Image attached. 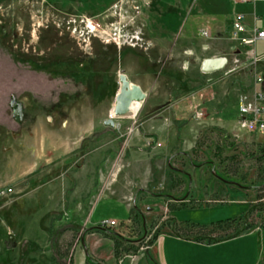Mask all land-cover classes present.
I'll return each instance as SVG.
<instances>
[{
  "label": "rangeland",
  "instance_id": "374dc122",
  "mask_svg": "<svg viewBox=\"0 0 264 264\" xmlns=\"http://www.w3.org/2000/svg\"><path fill=\"white\" fill-rule=\"evenodd\" d=\"M52 1L0 0V191L11 187L0 193L3 241L19 243L29 257L27 263L33 258L36 264L40 258L43 264L50 257L52 264H73V260L84 264L80 262L84 246L85 256L95 260L96 248H107L97 246L93 230L86 231L99 224L127 238L116 254L108 235L116 259L143 251L138 264H147V258L150 264L148 247L160 232L191 233L197 227L189 224L199 223L208 225L206 230L214 237L254 229L255 252L259 264H264V208H253L238 221L212 225L264 201V171L259 172L261 161L255 155L258 144L252 138L237 142L235 136H225L222 128L203 120L214 113L212 107L190 109L187 103L199 92L204 100L213 96L216 106L223 103L226 80L222 77L229 62L209 74L217 86L206 94L205 86L198 89L210 80L206 72L200 75L198 64L185 62L187 55L177 54L175 44L166 48L167 43L152 41V33L138 18L140 10L132 9V0H118L101 10H84L86 4L74 9L68 6L70 0ZM161 19L154 14L152 24L157 26ZM174 22L171 26L177 28L180 19ZM243 50L241 61L231 69L246 71L256 80L260 60H252L250 48ZM120 71L146 92L134 115L112 112ZM177 82L184 87L168 98L185 115L194 111L198 117L182 125L180 136L194 142L189 150L195 163L212 159L213 167L210 162L193 165L183 155L166 152L165 138L143 131L145 118L163 108L150 105L154 99L162 100L166 89L161 85ZM258 89L241 93L254 99ZM11 95L24 106L20 123L11 113ZM234 103L228 105L231 114ZM238 113L240 119L239 108ZM108 117L114 125L104 123ZM239 119V127L264 137L256 128L241 126ZM234 121L229 117L230 131L246 137ZM138 129L142 132L135 136ZM174 142L179 145L181 139ZM170 156L188 171V178L170 168L166 161ZM141 188L135 202L144 224L139 217H130L132 225H128L129 207L117 195L129 192L133 206V194ZM181 196L183 202L174 198ZM112 218L115 222L101 223ZM242 239L216 244L207 255L202 251L193 257H208L210 264H249L253 255L241 252L249 244ZM203 260L198 264H206Z\"/></svg>",
  "mask_w": 264,
  "mask_h": 264
},
{
  "label": "crops",
  "instance_id": "0c3cea01",
  "mask_svg": "<svg viewBox=\"0 0 264 264\" xmlns=\"http://www.w3.org/2000/svg\"><path fill=\"white\" fill-rule=\"evenodd\" d=\"M44 1H46L47 3H54V1L52 0ZM116 2H118V0H70V5L68 6L77 9L81 5L86 4L88 6L87 8H84V10H101L109 8L110 5H113ZM94 4L98 6H93ZM132 9H135V11L140 10V16L138 18H140L141 24H144V26H146L145 28L152 33V41L167 43L166 48L171 47V45L175 44L174 46L179 49V51H177V54L187 55L188 58L183 59L185 62L188 59V62L190 61V65L198 64L199 74L200 72H202V70L200 69V64L204 57L212 55L227 56L229 62L227 67H229V71L226 70L225 75L222 74L225 76L222 78H225L224 80L226 81H223L225 83V85H223L224 102L220 104L221 106L217 105L220 106L219 108L216 106V100H213V96L208 97L205 100L202 99V95L200 94V92L198 93V95L192 94L193 97L189 98V101H187V103L190 105V109L194 107L197 108V106H207V108L212 107L211 110L214 113H212V115L210 114V118H204L203 120L204 122H210V125L213 127L222 128L221 130H223L225 136L231 134L232 136L238 138L237 142H244V140H247L248 138L257 140L256 142L255 140H252L254 144L264 142V137H257L256 135H254V132H248L246 129L239 127V113L237 108L239 95L242 91L252 94L256 88H261L264 90V76L260 74V71L261 73H264V37L256 38L254 44L249 45L240 43L239 40L233 39L231 36L232 23L235 14L238 12L244 13V23L246 26V30L242 33L243 35H250L254 27H257L258 29H264V0H132ZM154 14H158V16L162 18L157 26L152 24ZM259 15H261L262 18L258 17ZM177 18L180 19V22L179 24H176L177 28H174L171 25L172 23H175L174 21H176ZM202 28H207L210 32V35L205 36L200 34L199 31ZM153 31L157 34L154 35ZM233 43H236L235 46L238 50H235L236 47L233 48ZM246 47H248V49H251L253 47L255 54L259 55L261 58L257 64V67L259 69V73L257 75L262 76L261 81H257L255 79H252V77L247 76L246 71H243V74L241 70H238V68L231 69L241 61L244 53L243 49ZM170 50L172 49H169V51ZM228 51L230 52L229 55ZM212 72L213 71L206 72L207 77L210 78V80H208V82L206 83L200 84L198 88L202 90V86H205L204 92L206 94L208 89H215V87L217 86V83H212L210 77L211 75H209ZM189 83L190 81L186 84H188L189 86ZM184 85L183 83L181 84L179 82L173 83L172 85L168 86H166L165 83L164 85H161L163 87L162 89H166L165 94L162 96V100L159 101V99H154V101L150 105L153 106L160 104L163 106V108L157 109L158 111L154 112L151 116L148 117V119L145 118L143 122L145 123V125L143 124V131L149 135H153L154 137L157 136L162 139L165 138L164 143L167 144L166 152L169 151L168 153L170 154L178 153L180 155H183L184 157H186L185 159H188L190 161L191 164L197 165L198 162H192L193 160L189 150L190 147L194 145V142H191L190 139H183L180 136V129L182 125L187 126L191 123L192 120L198 117H196L194 111H191L189 115H185L180 107H175L174 103H172L171 98H168L171 97L174 92H179L180 90H182ZM141 87L143 88V86ZM232 91H236L235 96L230 97ZM211 95H213V93ZM231 100L235 102L234 104L236 105V108L232 114L230 113V107L228 106ZM178 104L179 103H177L176 105ZM164 107L167 109V113H163ZM168 110H170V113L168 112ZM262 114L264 115V111L262 112ZM229 117L235 119L234 125L237 129L244 130L246 132L245 134L247 135L246 137L240 136L232 130L230 131V129L228 128ZM182 119H184V121H177ZM173 122L176 123V126H174ZM137 132L134 133L135 136L142 132V130L140 131L138 129ZM177 137L181 139L179 145L175 144L174 142V139ZM239 139L242 141H239ZM163 144L160 140L159 145ZM194 146L192 148H194ZM166 161L167 164H169V158ZM172 165L186 171V177L188 178L189 174L185 168L175 165L173 162ZM129 191L131 192V190ZM134 195H136V192H134L133 196ZM117 197L121 200H124L129 207V215L126 222H129L128 225H132V222L130 220L132 208V199H130V193L122 192V194L117 195ZM254 231V229L243 231L235 236L216 241L197 240L194 238L180 236L175 232H160L148 248L153 259H155L158 264H198L200 262L204 263L203 259H205L206 264H210V260L208 259V257L202 258L198 256L200 258H194L193 254L202 255L203 251V255H207V251L209 250V248L215 246L216 244L231 242L232 240H235L237 238H240L241 240H243L242 238H245L246 242L249 244L245 245L244 248H242L241 252H249L253 255V258L251 259V262H249V264H259L260 258H258V255H256V245L252 237ZM8 233L10 234V237L13 236L10 231ZM90 233L94 234L93 236L96 235L94 242L98 244L97 246L103 244L105 247H107L106 249H104V247L102 249L101 246L96 248L94 254L96 255V258H98L97 261L100 264H138V259L141 257L142 253L144 254V252L142 251L137 252L133 255V257L132 255H130L116 259L112 251V241L110 238H108L109 234L105 232L103 233V231L98 230H93ZM2 238V231L0 229V264H26V257L28 256L27 253H24L21 245L17 242L6 243ZM105 240H108V243H106ZM83 246L84 244L82 245V247ZM80 253L82 254L80 262L89 264L86 261V252L84 251V247ZM30 259L31 260L27 264H35V260L33 258ZM36 260V264H42L40 258H36ZM43 260L46 261L47 259L45 258ZM105 260H107V262L109 263L104 262ZM146 263L148 264V258ZM43 264H52L50 257L49 262L47 260V262Z\"/></svg>",
  "mask_w": 264,
  "mask_h": 264
},
{
  "label": "built area",
  "instance_id": "2783aa9c",
  "mask_svg": "<svg viewBox=\"0 0 264 264\" xmlns=\"http://www.w3.org/2000/svg\"><path fill=\"white\" fill-rule=\"evenodd\" d=\"M247 1V0H242ZM246 30L244 23V13L238 12L235 14L231 36L233 39L239 40L240 43L253 45L256 38L264 37V29H258L254 27L250 35H243L242 33ZM200 32L203 35H208L210 32L207 28H202ZM251 57L254 62L260 60V56L255 54L254 48L250 49ZM257 81H261V75L256 77ZM240 119L239 123L241 126H246L248 128H256L260 132L264 133V117L260 114L264 111V90L259 88L254 99H248L246 94L241 93L239 95V104H238ZM251 112V113H250ZM6 191H11V187H7L6 190L2 189L0 193H5ZM113 223V219L104 220L101 223L106 222Z\"/></svg>",
  "mask_w": 264,
  "mask_h": 264
},
{
  "label": "trees",
  "instance_id": "16d2710c",
  "mask_svg": "<svg viewBox=\"0 0 264 264\" xmlns=\"http://www.w3.org/2000/svg\"><path fill=\"white\" fill-rule=\"evenodd\" d=\"M258 147H259L258 152L255 155L261 161V166L259 168V172H262V171H264V142L258 143ZM176 154H178V153H176ZM173 156H170L169 157V166H170V168L173 171H178L181 174H185L186 175L187 174L186 171H184L183 169H179V168H177V167H175V166L172 165ZM192 162H194V161H192ZM204 162H208V163L210 162L211 165L213 164L212 159H206V160L199 161L197 163V165L198 164H201V163H204ZM211 167H213V165ZM261 184L264 185V177L261 180ZM142 190H144V189H142V188L141 189H138V191L136 192V198L138 197L139 192L142 191ZM174 198L181 199V198H183V196H181V197H174ZM182 202H183V200H182ZM253 208H260V209L264 208V201L263 202H260V200H258L255 203L250 204L249 205V208L243 214L239 215L238 217H235V218H227L226 220H222V221H220V222H218L216 224H212V225L215 228L220 223H223V222H226V221H228V222H232L234 220L235 221H238L239 219H242L243 217L245 218L246 215ZM132 212H134L133 217H132ZM130 217H131V220L139 217L140 220L143 221L142 223L144 224L143 213H142V211H141V209L139 207H136L134 205L132 206ZM190 225L193 226V227L196 226L197 227L196 230L191 231V233L190 232H186V234H182V233H178V232H175V233L178 234V235H180V236L194 238V239H197V240H203L205 238V239H207L206 241L221 240V239L228 238V237L235 236V235L239 234V232L235 231V232H233L231 234H226L224 236L214 237V236L211 235L210 232H207L208 230H206V229H207L208 225H206V224H199V223H192V224H189V226ZM88 230H103V232H106L111 237H113V244H114V249H115V253L116 254H118V252L120 250L119 247L121 246V241H123L124 239H127V238L123 237L122 235H120L117 231L112 230L109 227H100L99 224L96 225V226L87 227L86 228V231H88ZM131 246H132V244H130V246H128V248H132ZM86 260L88 262H90L91 264H99V262L97 260H95L90 254H87L86 255ZM149 263L150 264H155L156 262L152 258H150Z\"/></svg>",
  "mask_w": 264,
  "mask_h": 264
},
{
  "label": "water",
  "instance_id": "95a60500",
  "mask_svg": "<svg viewBox=\"0 0 264 264\" xmlns=\"http://www.w3.org/2000/svg\"><path fill=\"white\" fill-rule=\"evenodd\" d=\"M228 58L226 55H212L206 56L202 59L200 64V69L203 72H210L214 70L221 69L227 63ZM119 88L115 94L114 104L112 107V112L115 115H124L130 110L131 103L133 101H142L146 97L145 90L140 86V84L131 81L124 71L118 73ZM11 101L16 100L17 104L13 107V103L10 101L13 113L17 115L18 119L22 116V102L16 98L15 95H11ZM104 123L114 125V119L108 117L104 120ZM135 196H133V205L138 207L135 202ZM81 242L84 243L83 237H81ZM84 249L86 250L85 246Z\"/></svg>",
  "mask_w": 264,
  "mask_h": 264
},
{
  "label": "bare ground",
  "instance_id": "6f19581e",
  "mask_svg": "<svg viewBox=\"0 0 264 264\" xmlns=\"http://www.w3.org/2000/svg\"><path fill=\"white\" fill-rule=\"evenodd\" d=\"M141 107V101H133L130 106L129 114L134 115ZM131 112V113H130Z\"/></svg>",
  "mask_w": 264,
  "mask_h": 264
},
{
  "label": "flooded vegetation",
  "instance_id": "af4514ba",
  "mask_svg": "<svg viewBox=\"0 0 264 264\" xmlns=\"http://www.w3.org/2000/svg\"><path fill=\"white\" fill-rule=\"evenodd\" d=\"M10 98H11V97H10ZM17 99H18V98H17ZM18 100H19V99H18ZM10 101H11V99L9 100V106H10V108H11V113H12L13 118H15L19 123L22 122V121H23V118H24V106L22 105V110H23V111H22V116H21L20 119H18L16 113L14 114V113H13V110H12V109H13L12 106L14 105L13 107H15V106H16L15 104H17V103H16L17 101H16V100L11 101V102L13 103V105H10V104H11ZM22 104H23V103H22Z\"/></svg>",
  "mask_w": 264,
  "mask_h": 264
}]
</instances>
